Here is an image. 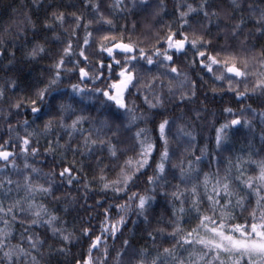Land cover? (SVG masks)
Masks as SVG:
<instances>
[{
	"label": "clouds",
	"instance_id": "clouds-1",
	"mask_svg": "<svg viewBox=\"0 0 264 264\" xmlns=\"http://www.w3.org/2000/svg\"><path fill=\"white\" fill-rule=\"evenodd\" d=\"M0 264H264V0H0Z\"/></svg>",
	"mask_w": 264,
	"mask_h": 264
}]
</instances>
